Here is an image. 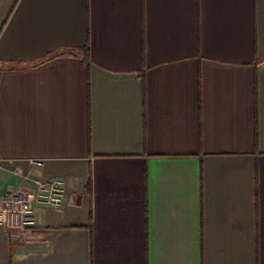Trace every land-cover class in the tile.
<instances>
[{
	"label": "crops",
	"instance_id": "1",
	"mask_svg": "<svg viewBox=\"0 0 264 264\" xmlns=\"http://www.w3.org/2000/svg\"><path fill=\"white\" fill-rule=\"evenodd\" d=\"M0 159V264H264V0H0Z\"/></svg>",
	"mask_w": 264,
	"mask_h": 264
},
{
	"label": "built area",
	"instance_id": "2",
	"mask_svg": "<svg viewBox=\"0 0 264 264\" xmlns=\"http://www.w3.org/2000/svg\"><path fill=\"white\" fill-rule=\"evenodd\" d=\"M64 197L62 181L37 180L33 191L15 190L0 198V223L5 219L7 232L15 239L22 238L27 231L26 223L33 221L35 205L56 209L61 206Z\"/></svg>",
	"mask_w": 264,
	"mask_h": 264
},
{
	"label": "trees",
	"instance_id": "3",
	"mask_svg": "<svg viewBox=\"0 0 264 264\" xmlns=\"http://www.w3.org/2000/svg\"><path fill=\"white\" fill-rule=\"evenodd\" d=\"M83 53H84V55H85L83 61H87V48H85V49L83 50Z\"/></svg>",
	"mask_w": 264,
	"mask_h": 264
}]
</instances>
